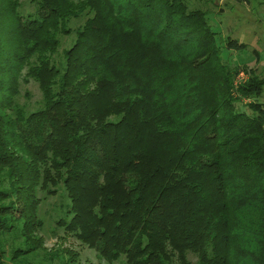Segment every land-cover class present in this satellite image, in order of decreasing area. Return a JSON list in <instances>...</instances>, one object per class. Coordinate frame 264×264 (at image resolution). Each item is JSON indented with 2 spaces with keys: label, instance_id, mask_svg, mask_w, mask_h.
<instances>
[{
  "label": "trees",
  "instance_id": "obj_1",
  "mask_svg": "<svg viewBox=\"0 0 264 264\" xmlns=\"http://www.w3.org/2000/svg\"><path fill=\"white\" fill-rule=\"evenodd\" d=\"M29 4L0 0V264H79L40 235L39 193L60 189L57 224L108 262L264 264V79L224 60L207 15L186 0ZM28 80L31 112L16 101Z\"/></svg>",
  "mask_w": 264,
  "mask_h": 264
},
{
  "label": "rangeland",
  "instance_id": "obj_2",
  "mask_svg": "<svg viewBox=\"0 0 264 264\" xmlns=\"http://www.w3.org/2000/svg\"><path fill=\"white\" fill-rule=\"evenodd\" d=\"M22 14L33 13V5L29 0H19ZM190 9H197L207 15V24L215 33L216 40L223 50V57L232 67L243 70H253L255 74L264 79V0H186ZM75 26V22H72ZM75 39L71 34L62 38L57 62H62V51L68 49ZM235 43H241L244 48L239 51L230 49ZM258 54V57L254 55ZM60 59V60H59ZM241 73L238 81L246 80ZM42 93L37 83L28 80L21 82L19 94L16 98L19 106L27 112L36 111L42 104ZM264 103L263 97L258 100ZM249 103L245 101V104ZM243 111L245 107H241ZM41 203L39 216L43 220V229L40 235L46 252L61 254L59 251H69L77 255L79 264H121V261L108 262L99 256L98 252L80 243L72 235L66 234L58 224L60 219H69L66 216L69 200L63 189L57 191L55 196H46L40 192ZM67 219H66V218ZM39 254H43L40 252ZM61 256V255H60ZM66 259L68 256L65 257ZM40 258L36 259L39 262Z\"/></svg>",
  "mask_w": 264,
  "mask_h": 264
}]
</instances>
